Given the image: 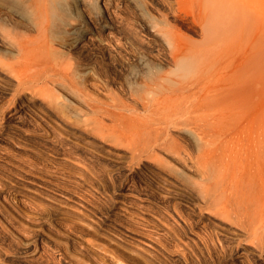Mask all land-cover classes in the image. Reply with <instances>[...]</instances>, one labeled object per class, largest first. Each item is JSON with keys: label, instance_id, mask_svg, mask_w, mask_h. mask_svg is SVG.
Here are the masks:
<instances>
[{"label": "bare ground", "instance_id": "6f19581e", "mask_svg": "<svg viewBox=\"0 0 264 264\" xmlns=\"http://www.w3.org/2000/svg\"><path fill=\"white\" fill-rule=\"evenodd\" d=\"M34 1V4H31L22 0L20 5L23 8H20L15 1L0 0V65L3 66L0 68V80L3 81L1 78H4L6 85L14 83L16 93L12 102H17L8 116L11 118L20 116L19 118L22 117L23 122L25 120L30 122L32 120L31 114H33L40 121L39 124H36L37 130L47 129V131H50L47 138L38 131L37 135H29L30 137L26 139L32 138L35 141L42 142L45 151H49V155L50 152L55 154L64 151L61 146L64 144V142L62 143V131L76 128L75 125L78 126L79 123L75 121L81 117L73 113L72 115L77 117L74 116L76 120L73 121L70 112H74L72 110L74 107L69 106L72 111L67 110L69 114H67L68 112L65 113L64 109H61L65 106L60 104L64 102L61 101V97L63 99L67 98L68 101L69 96L72 100H77L78 103L87 108V112L84 113L75 110L79 106L74 108L75 112H79L82 116L86 129L88 127L92 128L95 124H98L97 127H99L103 121H108L107 119L114 112L115 115H120L118 112L116 113V110L124 111V114H126L125 111L136 113L139 106L144 111H154V114L158 112L157 117L151 119V124L155 125L154 131L156 133H153L155 136L151 137L152 135H149L150 140L143 139L142 137L146 136H143V134L148 129L145 128L143 129L145 132L143 133V130L141 132L143 134L139 132L141 130H138L139 134L142 135V137L140 135L142 140L138 136L139 142H136L137 136L133 132L135 141H128L131 142L132 146L129 145L131 153L128 151L132 155V160L148 155L154 157L156 153L158 155L162 153L170 158L171 163L178 164L189 171L200 172L201 179L203 178L205 182V189H199V193L197 191L201 195L200 197L204 198L209 205H213L217 214L230 216L231 221L229 223H235V226H237L235 228L251 241L248 240L249 244L246 243L245 246L251 248L255 254L256 252L264 253V0H162V3L166 6V12L162 14L165 19L163 27L170 28L169 32L166 31L171 33V37L167 33L165 35L166 38L171 39L167 38L168 41L165 39L168 42L165 41L167 44L165 46L166 53L158 54L160 55L159 58L155 56L154 60L157 63L150 61L146 56L148 55L146 45L143 39L140 38L143 36V32H138L135 29L132 40L128 42L125 39L121 42V39L110 35V30L117 28L115 20L118 17L115 15L116 11L110 10L108 0H100L102 6L99 12H102L103 21L106 22H104V25L89 16L88 20L92 24L90 31L76 32L75 30L74 32V30H71L74 32V36L72 33L66 35L64 32L66 36H61V38H59L58 33H55L56 29L54 30L55 26L59 27L58 21H62L63 18L57 12L62 3L61 0ZM128 1L120 0L122 6H127ZM185 7L198 10V17H196L198 20L195 19L192 22L198 24L200 41L192 40L181 33L184 35L182 36L178 31L173 30V24L171 25L168 23L169 20L167 21L168 17L181 18V13L184 12ZM35 13L36 15H34ZM37 13H39L38 16ZM33 15L37 16L35 21L32 18ZM115 17L116 19H114ZM33 23L37 25L38 32L43 37L41 38L43 42L34 45V47L32 43V46L29 45L32 39L26 36L28 33L25 32V34L19 31V29L30 30L32 26L34 27ZM62 24L64 25L63 22ZM156 24L158 26V23ZM142 26H139L141 31L146 28L143 24ZM154 26L156 27V25ZM88 27L90 26L88 25ZM174 27L177 28L175 24ZM79 28L77 29L79 30ZM60 30L62 33V29ZM171 30L173 32H170ZM49 31H51L49 34L51 36L47 38ZM93 31L100 33L109 31V36L100 37V43L97 40L100 35L95 36V32L92 33ZM172 40L175 42H172ZM1 49L13 50V52L16 49L17 53L15 55L12 53V55L8 51L5 52L6 50L3 52ZM99 52L109 58V67L105 68V66H102L103 64H100L102 56H98ZM168 60L174 63L175 71L170 76L169 74L162 75V71L157 64L165 63ZM1 88L6 89V86ZM112 88L117 92L115 93L117 95L119 93L122 96L129 94L130 102L126 101L128 97L122 100L119 97L121 95L118 97L110 95ZM1 93L2 91H0ZM108 94L109 96H107ZM100 95L110 97V99L104 100ZM6 105L8 104L6 103ZM35 106L39 107L38 112L33 110ZM6 107L8 106H5V103L1 104L0 111L4 113ZM78 110H82V108ZM32 111L34 112L32 113ZM113 115L111 117L115 116ZM111 119L113 120V118ZM23 122L22 124H24ZM142 126L144 128V125ZM81 127L83 125L79 126L78 129L80 130ZM151 131L153 132V130ZM182 131H184L182 141L184 139L192 140L193 138L197 140L195 151L189 147L186 141L184 143L178 141L176 134ZM22 132L25 136V131ZM135 133L138 134L137 131ZM131 134H128V139H131ZM14 138L16 137L14 136ZM14 145L20 148L16 143ZM39 150L41 152V149ZM67 151L70 154V151ZM74 154L76 155V153ZM73 157V155L71 158L67 156V160L66 157L64 159L75 165L79 162V159L77 161L71 160ZM168 176L169 178H166L165 182L168 185V190L173 191L170 188L173 186L180 188L183 186L182 181H179L180 179L173 177L174 175ZM164 188L166 187L164 186ZM193 198L196 197L193 196ZM11 210L21 216L14 209L11 208ZM173 215L171 216L173 217ZM21 229L23 231L24 228ZM19 234L23 233L20 232ZM24 235L26 236V230ZM29 235L32 236V233ZM112 239L110 238V241ZM9 240L11 241V239ZM24 242L22 240L23 244H30ZM112 242H116V240ZM135 245H132L131 251L135 256L140 257L143 255L144 249L139 244V247H135ZM205 245L209 254L210 251L216 250L217 246H220L217 241H212L210 246L207 243ZM80 246L82 248V244ZM43 247L41 248L44 249ZM54 247L56 248V246ZM185 247L187 248V246ZM83 248L89 251L88 248ZM17 249L19 248L17 247ZM51 252L54 253L53 250ZM181 253L178 252L177 254ZM182 254L181 256H183ZM244 254V256H247L246 253ZM19 255H22V253ZM70 255L72 257V254ZM113 255V260L109 256L112 261L117 256L113 257ZM185 255L183 256L184 260L178 261L180 264H189ZM25 256L27 257V255ZM181 256L179 255L178 258ZM75 257L73 256V258ZM76 260L78 259L76 258ZM117 260L118 262L121 261V259ZM117 260L115 261L117 262ZM118 262L117 264H120ZM44 264L46 263L44 262Z\"/></svg>", "mask_w": 264, "mask_h": 264}, {"label": "rangeland", "instance_id": "374dc122", "mask_svg": "<svg viewBox=\"0 0 264 264\" xmlns=\"http://www.w3.org/2000/svg\"><path fill=\"white\" fill-rule=\"evenodd\" d=\"M11 1L17 2L18 6L23 8L21 7L22 5H20L22 0ZM24 1L27 3L30 2L31 4L35 2L34 0ZM117 1L108 0V3H110L109 8L111 7L110 10H114L113 12L116 11L115 15L118 17L117 19L116 17L114 18L116 19L115 23H117V28L114 30L111 29L110 35L121 39V42L124 39L128 42L132 40L136 29L138 32H143V34L141 33L143 36L140 35L143 38H140L143 39L146 45V51L148 53L146 56L150 61L154 62L155 56L159 58L162 53H166L167 50L165 46L167 45V38L171 37V33H168L170 28L163 27L165 19L162 14H165L166 6L162 3V0H129L130 2L128 1L127 6H122V1ZM61 2L60 6L58 5L59 10L57 12L60 13L59 15H62L63 18L62 21L57 20L59 27H54V30L56 29L55 33L60 35V37L58 36L59 38L70 33L73 34L75 30L76 32L82 30L85 32L90 31L92 24L88 20L89 16L91 19H97L101 25L106 23L105 20L103 21L102 12H99L102 6L100 0H61ZM60 10L62 13L59 12ZM18 11L21 12L19 9ZM186 13H188V15H186ZM34 15H36V13ZM34 15L32 18L35 21V17H37L39 13H37V16ZM181 15V18H167V21L169 20L168 23L171 25L173 24V30L178 31L179 34L182 33L186 35L192 40H201L198 24L192 22L195 19L198 20V18H196L198 17V10L196 8L189 9L185 7ZM185 16L188 17L186 18ZM156 23H158V26ZM142 24L146 27L143 31L140 29V27H143ZM174 24L177 28L174 27ZM88 25L90 27H88ZM34 27L37 28V25L34 24ZM34 27L32 26L30 30L25 29V31L19 29L21 33L27 32L29 34L26 36L32 39L29 45L32 43L33 47L43 42V39L41 40L43 37L38 32V28L35 29ZM79 27L84 29H80ZM77 28H79V30ZM60 29H62L63 34ZM71 30H74V32ZM170 32L173 31L171 30ZM50 33L51 31L47 34V38L51 36L49 35ZM92 33L97 37L100 35L98 37L99 39L97 38L99 42L100 37H104L105 35V37L109 36V31L105 33L93 31ZM166 33L169 34L167 38L165 35ZM148 36H151V38ZM30 37H33L35 40ZM38 38L41 41L36 40ZM173 41L174 40H172V42ZM1 50L3 52L6 50L5 52L8 51V53L10 52L14 55L17 53L16 49H14V52L8 49ZM98 54V56H102V59L99 57L102 61L100 64H103L102 66H105V68L109 67V58L106 55H102L100 52ZM167 62L158 63L157 65L160 67L162 75L169 74L170 76V74L175 71V66L173 62L171 63L169 60ZM155 63L157 62L155 61ZM1 67L3 66L0 65V68ZM1 79H3V81L0 80V85H2L0 86V91H2L0 94V105L5 103V106L8 107L4 109V113L7 115L0 111V135L3 136H0V249L3 250H0V264H44V262L46 264H71V262L72 264H81V262L82 264H115V260L117 259H121L119 262L117 260L120 264H180L178 261H182L181 259L184 258L183 256L185 254V258L189 264H264V253L256 252V255L251 248L245 246L249 239L244 237L245 235L235 228L237 227L235 223H229L231 221L229 219L230 216H221L217 214L215 208H213L214 206L209 205L204 198L200 197L201 195L198 194V190L205 189V182L203 178L201 179L200 172L183 169L177 163V165L171 163L170 158L162 153H159V155L156 153L158 156L155 154L154 157L148 155L147 157L142 156L143 158L140 157V159L135 158L132 160V155L130 154L131 142L129 143L128 141L134 142L135 134L137 136V142L138 136L140 137V135L145 132L143 130L145 128L148 129H146L147 132L143 134V136H146L142 137L141 135L143 139H149L155 136V125L151 124V119L157 117L158 112L154 114V111H144L138 106L136 113L125 111L127 115L124 114V111L121 112V110H116V113L118 112V114H120L117 116L114 110L113 114L116 118H114L115 116L111 113L114 117L110 115L109 119H107L108 121H103V123H101L104 128L101 124L100 126L102 127H97L98 124H95L96 126L93 125L92 128L88 127L86 129L79 112H87V108L83 107L77 100L73 99V101L69 96L68 99H71V101H67V98L64 97L65 99H63L61 97V101L65 102H63L64 104L60 103L63 106L65 105L61 107V109H64L63 111H65V113L69 110H73L74 112H70V115L75 113L76 116H80L81 118L72 115L73 121L77 118L75 122H78L79 125H75L76 128L74 127L73 129L62 131V143L64 142V144L60 145L65 153L62 151L55 154L50 152L49 155V151H45L42 142L35 141V139L32 138L29 140L26 139L30 137L29 135H37L38 131L46 138L50 134V131H47L46 127V130H37L36 124H39L40 121L37 120L33 114H31L32 123L26 120L23 122L24 120L22 117L20 119V116L16 118L8 116L12 111V107L17 103L12 102L16 91L13 82L11 85H6L4 78ZM3 86H6V89H2L1 87ZM112 89L110 95H116L117 97L121 95L119 97L122 98V100L128 97L126 101L128 103L130 102L129 94L122 96V94L119 93V95H117L115 94L117 92L114 88ZM107 96H109V94ZM107 96L104 97L100 95L104 100L110 99V97L107 98ZM6 103L8 105H6ZM69 106L74 108L79 106V108L75 109L79 112H75L74 108L71 110ZM81 108L82 110H78ZM33 110L38 112L39 107L35 106ZM34 111H32V113ZM67 114H69V112ZM110 117L113 118V120ZM1 120H5L4 123ZM20 120L24 124H22ZM34 121L37 122L35 123ZM149 121L151 122L149 123ZM81 124L83 127L79 130L78 128L82 126ZM142 125H144V128ZM28 130L30 131L28 132ZM138 130H141L139 131L140 133L143 130V133L139 134ZM151 130H153V132ZM22 131H25V136ZM136 131L138 134L135 133ZM131 132L132 134L134 132V134L132 135ZM183 133L184 131L176 134V137L178 136L177 138L179 139L178 141L182 143L186 141L189 147L195 151L197 148V140L193 138L192 140L184 139L182 141L181 138ZM128 134H131L130 138L132 140L127 138L129 137ZM149 135L152 136L150 137ZM14 136L16 138H14ZM15 143L20 148L15 146ZM65 144L69 147L67 145L65 146ZM38 147L41 149V152H39L40 150ZM67 150L70 151V154H68ZM44 151L46 154L48 153L47 156L44 154ZM74 153H76V155ZM72 155L74 157L71 160L74 159L77 161L79 159V164L76 163L78 166L66 161L67 156L71 158ZM64 157H66V160ZM42 166H44L45 169ZM168 175H174L173 177L178 180L180 179L179 181H182L183 186L181 188L173 186L170 187L173 191L168 190V185L165 183L166 178H169ZM164 186L166 188H164ZM196 187L198 188L196 189ZM193 196L196 198H193ZM10 207L21 216L13 212ZM171 215H173L174 219ZM91 224L95 225L93 226ZM20 227L24 228L23 231H21L22 229ZM25 230L26 236L24 235ZM20 232L23 234H19ZM29 232L32 233V236L29 235ZM110 238L113 239L110 241ZM136 238L138 239L136 240ZM9 239H11V241ZM29 239L32 240L30 241ZM22 240L30 244H23ZM113 240H116L117 244L116 242H112ZM212 241L219 242L220 246H217L216 250L210 251L209 254L205 244L207 243L210 246ZM16 242L20 244H16ZM81 244L82 248L80 246ZM138 244L144 249L142 252L143 255H141L142 257L135 256L131 251L134 245L135 247H139ZM47 245L50 246L48 247ZM54 246H56V248ZM185 246H187V248ZM17 247L19 249H17ZM83 247L88 248L89 251L85 249L88 254ZM36 248L40 249L37 250ZM50 248L54 253L51 252L52 250ZM105 248L108 251H106ZM184 248L187 250L185 251ZM96 249H98V251H96ZM80 251L81 253H79ZM19 252H21L22 255L24 254V256L27 255V257H22V255H19L21 254ZM108 252L112 255L114 254L113 257L117 255L116 257L119 258L116 259V257H114L115 259L112 261V255ZM178 252H184L183 254L181 253L183 256L177 254ZM244 253H246L247 256H244ZM32 254L34 255L32 256ZM43 254L45 255L43 256ZM70 254H72V257ZM107 254L109 255L107 256ZM179 255L181 257L178 258ZM73 256L76 257L73 258ZM109 256H111L112 260ZM101 257L105 259H101ZM29 258L34 260L32 261ZM76 258L78 260H76ZM59 259L62 262H60ZM66 259L68 260L66 261ZM69 259L71 260L70 263Z\"/></svg>", "mask_w": 264, "mask_h": 264}]
</instances>
